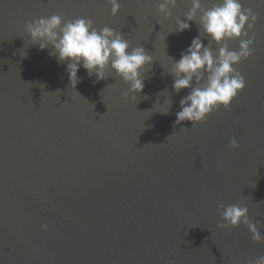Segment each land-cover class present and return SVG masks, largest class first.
Listing matches in <instances>:
<instances>
[{
	"label": "water",
	"instance_id": "obj_1",
	"mask_svg": "<svg viewBox=\"0 0 264 264\" xmlns=\"http://www.w3.org/2000/svg\"><path fill=\"white\" fill-rule=\"evenodd\" d=\"M119 3L112 16L106 0H0V264H253L264 242L244 225H216L219 205L243 201L264 236V0H241L257 15L252 55L234 65L244 89L229 109L175 126L190 89L173 90L170 58L198 25L169 31L190 3L177 0L167 20L156 0ZM54 14L89 18L152 55L136 101L110 68L96 81L79 67L72 88L67 61L38 50L25 30Z\"/></svg>",
	"mask_w": 264,
	"mask_h": 264
},
{
	"label": "clouds",
	"instance_id": "obj_2",
	"mask_svg": "<svg viewBox=\"0 0 264 264\" xmlns=\"http://www.w3.org/2000/svg\"><path fill=\"white\" fill-rule=\"evenodd\" d=\"M190 7L183 19H175V28L169 33H181L190 30V23L198 25V35L189 46L180 53V58L172 61L169 74L173 77L172 88L179 93L190 89L179 101L180 110L175 114L174 125L190 122L192 125L204 122L205 117L219 107L229 109L231 101L245 87L244 76L234 65L252 55L251 45L254 36H249L257 21V15L249 8L242 7L241 0H218L211 7L202 6L201 0H187ZM177 0H156V13L167 20ZM110 14L116 16L120 9L119 0H106ZM25 30L33 46L38 50L51 48L49 56H54L58 63L67 61L66 71L72 88L78 83V70L83 67L96 81L107 79L106 70L111 69L123 82L129 85L125 98L136 101V94L143 91L144 81L141 70L153 61L143 46L132 47L121 32L110 27L97 30L93 21L85 17L64 20L62 15L54 14L47 18L33 19L25 24ZM205 36L208 43L201 40ZM238 40V50H231L228 42ZM218 45L215 53L211 45ZM168 96L165 91L162 93ZM159 106V107H158ZM171 100L165 99L163 105L157 103L161 114H167ZM230 149H237L236 137L229 139ZM222 167L221 163H217ZM248 207L239 201L236 204L219 205L217 215L221 223L218 229L246 226L254 243L264 242L259 231L260 221L253 222L248 216ZM41 226V231L47 230ZM253 264H264V255Z\"/></svg>",
	"mask_w": 264,
	"mask_h": 264
}]
</instances>
